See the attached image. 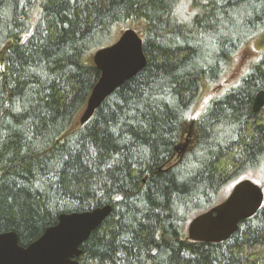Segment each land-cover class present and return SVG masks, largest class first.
Here are the masks:
<instances>
[{"label":"trees","instance_id":"trees-1","mask_svg":"<svg viewBox=\"0 0 264 264\" xmlns=\"http://www.w3.org/2000/svg\"><path fill=\"white\" fill-rule=\"evenodd\" d=\"M127 28L146 65L80 125L91 55ZM241 47L259 59L197 112ZM260 91L264 0H0V234L27 246L61 214L111 206L77 264H264V202L222 243L186 236L226 187L264 188Z\"/></svg>","mask_w":264,"mask_h":264},{"label":"water","instance_id":"water-1","mask_svg":"<svg viewBox=\"0 0 264 264\" xmlns=\"http://www.w3.org/2000/svg\"><path fill=\"white\" fill-rule=\"evenodd\" d=\"M92 63L100 76L78 118L84 125L94 112L118 87L136 76L146 65L142 38L126 29L108 46L96 50ZM264 104V91L253 100L257 113ZM187 142L176 151L185 153ZM264 202V190L251 179L235 183L226 198L209 210L194 216L187 224V239L191 242L218 244L228 240L239 223L252 218ZM111 206L81 213L61 214L57 223L45 230L34 242L21 246L15 232L0 234V264H77L80 246L110 215Z\"/></svg>","mask_w":264,"mask_h":264},{"label":"rangeland","instance_id":"rangeland-1","mask_svg":"<svg viewBox=\"0 0 264 264\" xmlns=\"http://www.w3.org/2000/svg\"><path fill=\"white\" fill-rule=\"evenodd\" d=\"M182 12L188 15L192 14L191 9H189L188 6L186 5L182 7ZM118 35L119 33L115 35V37ZM259 57H260L259 51H256L251 47H241L240 50L236 52L235 64L231 67V70H229L228 74L223 78V80L219 84L215 85L214 88L211 89L210 93H208V95L204 99L203 103L201 104L197 112H200L203 109V107L205 106V104L209 99L218 97L222 93L224 87L235 84L240 79V77L246 72L248 66L251 63L257 61ZM244 178L251 179L260 186L263 185L261 174H258L256 176H252L248 174L244 176L243 179ZM232 186L233 184L225 188L222 194V200L226 198Z\"/></svg>","mask_w":264,"mask_h":264},{"label":"snow or ice","instance_id":"snow-or-ice-1","mask_svg":"<svg viewBox=\"0 0 264 264\" xmlns=\"http://www.w3.org/2000/svg\"><path fill=\"white\" fill-rule=\"evenodd\" d=\"M188 2H191V0H188ZM182 3H183V0H182Z\"/></svg>","mask_w":264,"mask_h":264}]
</instances>
